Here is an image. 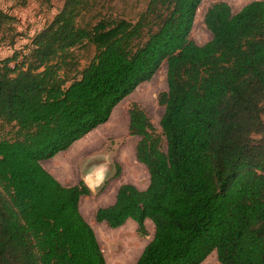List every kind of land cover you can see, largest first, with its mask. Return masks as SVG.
<instances>
[{
	"label": "trees",
	"instance_id": "16d2710c",
	"mask_svg": "<svg viewBox=\"0 0 264 264\" xmlns=\"http://www.w3.org/2000/svg\"><path fill=\"white\" fill-rule=\"evenodd\" d=\"M201 2L148 0L134 21L82 24L91 0H63L26 54L0 61V125L12 130L0 138V264H106L79 212L89 189L61 185L41 162L105 124L164 62L161 133L128 109L148 187L121 185L95 221L130 219L141 238L151 221L134 264H202L213 252L219 264H264V0L235 14L210 5L211 39L198 46L189 35ZM11 22L0 9V32ZM86 45L95 54L79 70L74 50Z\"/></svg>",
	"mask_w": 264,
	"mask_h": 264
},
{
	"label": "rangeland",
	"instance_id": "374dc122",
	"mask_svg": "<svg viewBox=\"0 0 264 264\" xmlns=\"http://www.w3.org/2000/svg\"><path fill=\"white\" fill-rule=\"evenodd\" d=\"M252 1L202 0L199 5L201 13L197 17L195 15L189 39L198 46L204 45L211 39V34L203 23L205 11L210 5L224 2L235 14ZM24 2L23 4L22 0H0V9L14 17V22L9 23L0 32V61L12 57L15 53L26 54L34 34L50 23L63 5V0H24ZM147 2L148 0H91L92 8L87 15L82 17L80 23H95L100 18L134 21L145 9ZM94 54L95 48L91 45L75 49L74 55L79 62L78 69L82 70L86 67ZM11 65L13 66L14 63ZM166 91V63L164 62L148 82L139 85L115 107L111 118L112 121L114 118L112 125L110 119L108 124L97 127L74 143L67 151L57 154L52 160L41 163V166L57 178L63 186L87 180L90 195L86 197V200L90 202L82 201L80 205L84 207L89 216H84V220L101 239L99 246L106 264H134L143 248L152 239L153 227L147 223L145 227L148 235L143 238L137 235L136 227L133 226L131 229L129 224L123 229L110 230L104 224L97 223L94 218V206L105 190L110 189L114 194L116 186L128 180L138 185L139 189L147 187L149 182L147 170L134 158V146L131 144L127 146L131 141L130 136L126 137L128 109L132 104L141 107L156 133L160 134L159 121L164 108L158 104L157 98L160 93ZM120 116L123 118L124 132L116 135L112 132V126ZM262 119L264 121V115ZM11 136V128L0 125V138ZM254 138L259 139L260 136H254ZM162 148L165 149L164 143ZM117 168L120 170L118 176H116ZM66 169L69 172H66ZM94 175L96 178L93 177ZM90 176L93 177L92 181L88 180ZM85 185L87 186L86 183ZM202 264H219L216 254L214 252L210 254Z\"/></svg>",
	"mask_w": 264,
	"mask_h": 264
},
{
	"label": "crops",
	"instance_id": "0c3cea01",
	"mask_svg": "<svg viewBox=\"0 0 264 264\" xmlns=\"http://www.w3.org/2000/svg\"><path fill=\"white\" fill-rule=\"evenodd\" d=\"M253 1H255V0H253ZM237 13V12H236ZM115 109V108H114ZM113 109V110H114ZM112 113H113V111H112ZM112 113H111V115H112ZM111 115H110V117H109V120L105 123V124H108L109 122H110V119H111ZM114 122V118H113V121H112V119H111V125H112V123ZM128 124H129V116H128V120L126 121V137H128L129 135H128ZM113 132V131H112ZM124 132V128H123V130L121 131V132H118V133H116V132H113V134H116V135H118V134H122ZM131 139V141H129L130 143L127 145V146H130V144L131 145H133L134 146V158H135V146H136V144H137V142H138V137H131L130 138ZM126 148H128V147H126ZM52 159H54V158H52ZM51 159V160H52ZM44 162V161H43ZM42 163V162H41ZM140 164V163H139ZM144 166V165H143ZM54 177V176H53ZM55 178V177H54ZM59 183H60V181L57 179V178H55ZM61 184V183H60ZM78 184V182L77 183H74V184H72V185H70V186H75V185H77ZM123 184H129V185H132V186H134L136 189H138V190H140V191H144L147 187H148V185H147V187L145 188V189H139L138 188V185H136L135 183H133L132 181H130V180H128V181H126L125 183H120V184H118L117 186H116V190H115V192H114V194H112V191L109 189V190H105V192L103 193V195L101 196V199L98 201V202H96L95 203V206H94V208H95V212L97 211V209H99V208H107V207H110V206H112L114 203H115V198H116V194H117V190H118V188L121 186V185H123ZM62 185V184H61ZM113 195V196H112ZM86 197H88V196H82L81 198H80V200H79V212H80V214H81V216L83 217V219H84V216L85 217H89V216H87V212H85V209H84V207H82V205H80L81 204V202L82 201H84V203L86 202V201H88V200H86ZM88 202H90V201H88ZM99 203V204H98ZM92 204V203H91ZM91 209H92V205H91ZM91 216H92V213H91ZM90 216V217H91ZM86 221V220H85ZM146 223L147 224H150V225H152V227H153V233H154V226H153V224L151 223V221L150 220H145V222H144V224H145V226H146ZM101 224H104L105 225V227L106 228H108V229H110V230H116V229H111V228H109L107 225H106V223H101ZM130 225L131 227V229L133 228V226H135L136 228H137V225H136V223L134 222V221H132V220H127L126 221V223L122 226V227H120V228H117V229H123V228H125V226L126 225ZM93 231H94V229H93ZM94 234H95V236H96V239H97V242H98V244H100V238H98V236H97V234H96V231H94ZM100 247V246H99ZM138 259V258H137Z\"/></svg>",
	"mask_w": 264,
	"mask_h": 264
},
{
	"label": "bare ground",
	"instance_id": "6f19581e",
	"mask_svg": "<svg viewBox=\"0 0 264 264\" xmlns=\"http://www.w3.org/2000/svg\"><path fill=\"white\" fill-rule=\"evenodd\" d=\"M201 5H202V4H201ZM200 13H201V6H199V8L197 9L196 17L199 16ZM111 118H112V115H111ZM112 127H113V128H112L113 132H116V133L121 132V131L123 130V128H124V123H123V118H122V116H120V117L117 119V121L113 124ZM129 151H130V150H129ZM127 155H128V154H127ZM128 157H129V156H128ZM69 167H70V166H69ZM65 171H66V172H69L68 169H66ZM73 174H74V173H73ZM93 177L96 178V175H94ZM93 177H92V176L88 177V180H91V181H92V178H93Z\"/></svg>",
	"mask_w": 264,
	"mask_h": 264
},
{
	"label": "water",
	"instance_id": "95a60500",
	"mask_svg": "<svg viewBox=\"0 0 264 264\" xmlns=\"http://www.w3.org/2000/svg\"><path fill=\"white\" fill-rule=\"evenodd\" d=\"M82 182L84 183V185H85V183L87 184V186H86V185H85V186H86L88 189L90 188V186L88 185L87 180H86V181H82ZM89 191H90V189H89Z\"/></svg>",
	"mask_w": 264,
	"mask_h": 264
}]
</instances>
